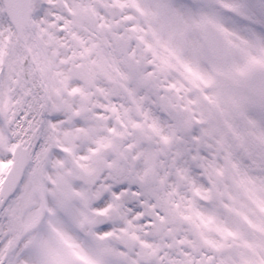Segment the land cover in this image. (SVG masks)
<instances>
[{
    "label": "snow or ice",
    "instance_id": "snow-or-ice-1",
    "mask_svg": "<svg viewBox=\"0 0 264 264\" xmlns=\"http://www.w3.org/2000/svg\"><path fill=\"white\" fill-rule=\"evenodd\" d=\"M0 264H264V0H0Z\"/></svg>",
    "mask_w": 264,
    "mask_h": 264
}]
</instances>
